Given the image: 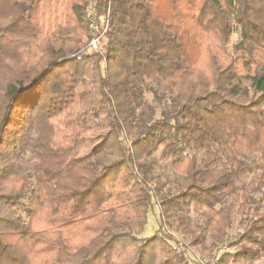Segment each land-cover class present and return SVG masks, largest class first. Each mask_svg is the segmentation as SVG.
Masks as SVG:
<instances>
[{
  "label": "trees",
  "instance_id": "obj_1",
  "mask_svg": "<svg viewBox=\"0 0 264 264\" xmlns=\"http://www.w3.org/2000/svg\"><path fill=\"white\" fill-rule=\"evenodd\" d=\"M155 205L215 264H264V0H0V264H199L141 236Z\"/></svg>",
  "mask_w": 264,
  "mask_h": 264
},
{
  "label": "rangeland",
  "instance_id": "obj_2",
  "mask_svg": "<svg viewBox=\"0 0 264 264\" xmlns=\"http://www.w3.org/2000/svg\"><path fill=\"white\" fill-rule=\"evenodd\" d=\"M93 22L96 24V30L92 31V28L90 27L91 21L89 20V26H88V32L87 35H91L92 37H89L87 39V48L91 47V51H95V49L91 43L92 39L101 38L104 34L102 31L104 20L103 18L100 19V23L98 24L95 18H93ZM105 28V27H104ZM94 30V29H93ZM239 34L236 32L232 37V43L236 41ZM98 43V42H97ZM99 44V43H98ZM1 80H5L4 77L1 78ZM2 86V85H1ZM144 90V99L146 102H149L150 106L146 107L147 110L150 112L151 110L154 111L155 117H158L162 110L170 108L172 106V99H171V91H169L168 87L163 82H148L143 85ZM167 150L164 148V146H161L155 153L152 155L151 160L156 163L154 164V172L157 176L161 177L162 183H164V187H166V191L170 188H172V183L175 181L174 173L171 169V157H167ZM191 210L188 212L179 211L180 216L187 217V222L190 227V231H192L194 234H201L200 228L203 225L204 218L206 217L204 215V212L202 209L196 211L194 208H190ZM235 224L232 229V235L236 232L240 231V227L238 226V220L237 217H235ZM161 229L171 232L176 238H178L181 242H185L184 245H187L189 243V239L187 241H184L185 238L181 237L180 233L177 230V222L173 220V228H169L167 225H165L164 221L160 219L159 214V208L157 205H155L152 209V211L149 212L148 215V222L145 227L144 233L141 235L142 237H149L152 236L154 233L160 232ZM188 238V237H187ZM206 241L208 242L207 245L210 244L211 240L209 238H206ZM206 245V246H207ZM188 246V245H187ZM189 251L198 258V263L205 262L206 260H209L210 257H208L207 252H202L201 250L195 249L193 246H188ZM208 258V259H206ZM212 259V258H211ZM255 264H260L255 263Z\"/></svg>",
  "mask_w": 264,
  "mask_h": 264
},
{
  "label": "built area",
  "instance_id": "obj_3",
  "mask_svg": "<svg viewBox=\"0 0 264 264\" xmlns=\"http://www.w3.org/2000/svg\"><path fill=\"white\" fill-rule=\"evenodd\" d=\"M94 20L91 21V25L90 27L92 28V31H95L96 30V24L95 22H93ZM94 29V30H93ZM107 29V26H105V30ZM99 41V38H94L92 39V43L91 45L95 48V49H98V42ZM200 264H215V262L213 260H206L205 262H201Z\"/></svg>",
  "mask_w": 264,
  "mask_h": 264
}]
</instances>
